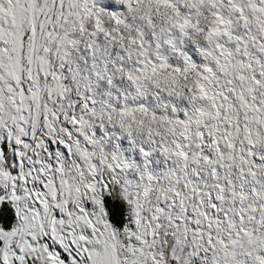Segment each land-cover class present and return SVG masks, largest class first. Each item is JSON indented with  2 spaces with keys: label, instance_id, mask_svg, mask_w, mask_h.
<instances>
[{
  "label": "snow or ice",
  "instance_id": "obj_1",
  "mask_svg": "<svg viewBox=\"0 0 264 264\" xmlns=\"http://www.w3.org/2000/svg\"><path fill=\"white\" fill-rule=\"evenodd\" d=\"M0 264H264V0H0Z\"/></svg>",
  "mask_w": 264,
  "mask_h": 264
}]
</instances>
